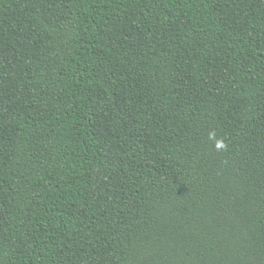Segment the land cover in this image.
Returning <instances> with one entry per match:
<instances>
[{
	"label": "trees",
	"instance_id": "obj_1",
	"mask_svg": "<svg viewBox=\"0 0 264 264\" xmlns=\"http://www.w3.org/2000/svg\"><path fill=\"white\" fill-rule=\"evenodd\" d=\"M0 264H264V0H0Z\"/></svg>",
	"mask_w": 264,
	"mask_h": 264
},
{
	"label": "clouds",
	"instance_id": "obj_2",
	"mask_svg": "<svg viewBox=\"0 0 264 264\" xmlns=\"http://www.w3.org/2000/svg\"><path fill=\"white\" fill-rule=\"evenodd\" d=\"M222 146H223L222 142H219V143L217 144V147H222Z\"/></svg>",
	"mask_w": 264,
	"mask_h": 264
}]
</instances>
